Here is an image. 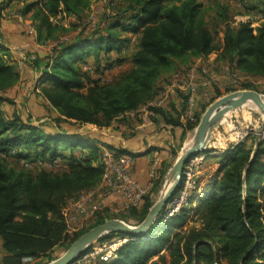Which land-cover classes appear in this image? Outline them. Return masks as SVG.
Here are the masks:
<instances>
[{"label":"trees","instance_id":"16d2710c","mask_svg":"<svg viewBox=\"0 0 264 264\" xmlns=\"http://www.w3.org/2000/svg\"><path fill=\"white\" fill-rule=\"evenodd\" d=\"M18 1H24L22 14H31L40 42L66 31L62 27L63 16L81 19L92 3ZM121 1L120 9L104 27L89 32L80 29L70 40L59 43L44 63L36 61L40 74L36 92L57 112L61 121L56 126L60 129L48 131L46 125L18 115L7 118L0 111V238L5 250L2 264H47L55 260L53 251L57 246L74 242L108 219L141 224L172 166L162 164L156 183L140 205L120 215L99 212L93 224L71 236L63 209L72 197L99 186L104 174L103 150L92 143L91 137L68 133L61 124L104 127L114 120H125L127 113L136 112L157 98L162 86L158 82L165 74L212 53L234 69L236 63L241 71L264 75V21L254 28L251 21L232 26L225 20L224 39L217 46L204 5L197 0ZM60 15L63 16L58 20ZM131 35L137 36L131 55L112 58V52L122 54ZM5 51L0 41V103L12 102L2 93L20 79L18 66ZM90 55L101 75L126 60L132 62V67L114 81L104 83L101 77H92L91 69H84L82 64L88 63ZM102 55H107L105 66L101 65ZM230 91H220L217 97ZM149 109L174 127L183 128L180 147L188 132L199 124L197 114L181 121L186 104L182 111L175 109L174 113L164 107ZM172 152L176 159L178 151ZM56 158L64 161L68 169L32 170L19 163ZM217 162L220 168L213 181L194 190L180 211L165 220L167 205L143 237H101L99 240H128L113 259H98L94 264H264V139L251 134L221 152ZM199 194L203 198L196 201ZM26 258L35 263L24 262Z\"/></svg>","mask_w":264,"mask_h":264},{"label":"crops","instance_id":"0c3cea01","mask_svg":"<svg viewBox=\"0 0 264 264\" xmlns=\"http://www.w3.org/2000/svg\"><path fill=\"white\" fill-rule=\"evenodd\" d=\"M23 6L24 1L18 0H3L2 3H0V41L2 46L6 49L5 55H7L18 66L20 72V79L17 84L2 94L11 100L12 97H14L13 101L18 102L17 105H14L15 107H20V103H23L25 104L24 106L37 109L35 96H38V98L42 100L47 107L51 108L52 106L50 103L36 92L40 74L37 72L35 64L36 61H39L40 64L44 63L46 56L39 48L38 42L35 40V36L32 33V31L36 28V25L32 20L31 14L23 15L21 12ZM62 16L63 15H60L58 20H61ZM68 18L75 17L63 16V21ZM53 20L58 22L57 19ZM77 34H74L73 37ZM136 38V35H131V42L128 44V46H131L129 51H127V46L123 50L122 54L112 52L110 56L112 58H117L118 56L128 58L135 49ZM31 52H39V54L36 55L37 60L35 62L30 60ZM91 57L93 58L92 61ZM106 58L107 55H102L101 65L105 66L107 63ZM87 61V64H82L85 65L83 66L84 69H91V75L93 78L99 79L102 77L100 72L95 70L96 66L94 57L90 55L87 58ZM221 63L223 62L217 60V53H212L208 57L194 58L191 62V64L197 66L198 71H201L202 67L210 65L208 71L214 80H220V78L225 77L223 70L220 72L217 71L218 68L223 67L221 66ZM124 64H129L130 68L132 67V62L130 60H126L123 64L117 65L112 69L121 67ZM127 70H124L123 72H126ZM123 72H121L117 77H119ZM174 73L175 71L165 74L159 80V85L165 82L172 83L175 79ZM96 74L100 77L96 76ZM198 83L201 90L197 97L196 105H199L202 99L207 100V95L209 94L208 92H210L209 90L211 89L209 84H205L201 81L200 73H198ZM29 90L32 95L30 96V99L27 100V98H29ZM221 91L224 92L223 90ZM185 104L186 93L176 87L170 94L164 108L169 113H174L175 109L182 111ZM6 109H9V106L6 107L0 103V111H2L5 117L12 118L13 116L18 115L24 119L18 112L16 114L9 113ZM153 117L154 118L151 119L147 113L136 111L127 113L125 120L120 121L118 119L112 121L109 126L100 127L94 124H84L81 126L77 125L76 128L71 126V128L65 130H67L68 133H82L91 137L93 141L92 143L102 150L103 148L110 146L114 151L116 150V152L121 151L122 153L130 155L132 157L130 172L132 176L147 189L146 194H148L156 183L158 170L162 164L169 163V160L173 158V150L179 151V148L177 147L180 144L181 135L183 133V128L174 127L172 124L167 123L160 114H155ZM188 118L189 113L186 104V112L185 114H182L181 121L186 122ZM84 126H88L90 128V131H87L88 133L78 129ZM56 128L58 129V127ZM56 128L51 129V127L48 128L46 126V130L48 131H55L57 130ZM65 153L67 154L68 152L65 151ZM210 158V160L214 161L217 159V157ZM62 164L63 168L61 171L68 169V166L64 163V161ZM152 169L154 170L153 177L150 175ZM97 200L104 204L102 212L115 213L121 211L126 212L128 210L124 207V199L120 195L109 193L106 189L98 191Z\"/></svg>","mask_w":264,"mask_h":264},{"label":"rangeland","instance_id":"374dc122","mask_svg":"<svg viewBox=\"0 0 264 264\" xmlns=\"http://www.w3.org/2000/svg\"><path fill=\"white\" fill-rule=\"evenodd\" d=\"M3 0H0L2 3ZM112 1V2H111ZM204 5V12L206 14V19L209 23V27L212 29L215 37V43L217 46L222 45L224 34L223 31L225 29V20L230 23L232 26H238V23L245 20H260L262 16H264V0H197ZM122 4L121 0H92L90 9L87 11L86 16L81 19L76 18H68L63 21V28L66 31H61L57 34L55 39L52 41H57L61 43L62 41L70 40L74 34H77L80 29H84L85 31L89 32L96 29L98 26L104 27V25L112 18V15L116 13L118 9H120V5ZM8 16V15H7ZM230 21V22H229ZM77 25V27H76ZM79 28V29H78ZM134 37V36H132ZM133 48V47H132ZM131 49V46L127 47V51ZM45 56L47 53L45 50H41ZM39 52H31V55H38ZM46 58V57H45ZM93 58L91 57V61ZM228 63V62H227ZM226 62L221 63L222 68H218L217 71H229L225 70L224 68L227 67L229 64ZM178 64V63H177ZM191 64V63H190ZM189 64V65H190ZM181 65V64H180ZM189 65H182L179 69H187ZM85 66V65H83ZM96 66V65H95ZM208 66V65H207ZM234 66L238 69L237 64L234 63ZM210 65L207 67L209 68ZM130 68L129 64H124L121 67H116L112 70L105 71L102 75L101 79L103 82H109L114 80L121 72ZM235 69L236 74L239 75L241 78L239 82H234V80L224 73L223 78L220 80H214L211 83L210 92L207 95V100L202 99L199 105H195L193 109L194 116L197 114L199 119V123L206 112V110L211 106V104L216 101L219 97H217L218 92L221 90L227 91L228 89L231 90L230 92H226L225 94L232 93L238 90H256L262 94L264 97V75H254L252 73H247L245 71H241L240 69ZM96 76L100 77L96 74ZM164 84V83H162ZM161 84V85H162ZM201 87V86H200ZM213 88V89H212ZM201 88H199L200 93ZM222 92V91H221ZM31 91L29 90V98L31 96ZM36 106L37 109H32L30 107L24 106L25 104L20 103V107H15L18 102H14L12 97V102L2 103L6 107L9 106V109H6L9 113H19L25 120L33 121L37 125L42 124L46 125L48 128L51 129L56 128L57 123H59L60 117L55 110L47 107V105L35 96ZM190 119V118H188ZM199 125V124H198ZM69 129L71 125L67 123H63L61 128ZM198 127V126H197ZM196 127V129H197ZM264 127V115L260 112V110L253 104V102H249L248 104L228 112L226 116L222 119L221 123L217 128L214 130V134L212 135L211 140L216 142H211L210 147H215L216 149L223 146L226 141L235 137V133H241L246 130L254 129L255 131H260L261 128ZM60 127H58L59 129ZM62 128V129H63ZM76 128V126H74ZM57 129V128H56ZM80 131L87 132L90 131L88 126H84L82 128H78ZM196 129L190 131L184 139V145L182 148L178 145L179 151L177 152L178 157L183 151V148H188L191 145V142L195 136ZM88 133V132H87ZM220 142V143H219ZM174 157L169 160V163H172L169 171H171L173 165L175 164L176 160ZM211 158L207 157L206 159L202 160L201 164L197 165V175L200 177L203 183L208 182L209 178L216 173V169L218 165L216 161L210 160ZM10 163L15 164L14 159L9 160ZM20 165L22 162L19 161ZM36 168V167H35ZM35 168H31L32 170H37ZM63 168L62 162L59 165L55 166L52 170L53 171H61ZM163 184L161 185L158 193L155 197V201H157L165 191V189L169 186L172 179L169 177V173ZM203 198L201 194L198 195L196 201ZM125 212H115L111 214H123ZM95 217L84 224H76L72 226L71 231L69 232L71 236H73L76 232L90 226L94 223ZM117 241L115 238L109 240H98L91 244L88 249V252L93 251V247L98 248L99 246L103 245V243H114ZM0 264H2V256L5 253V250L2 245V240L0 238ZM73 241L70 244H64L57 246L53 251V256L55 259L61 257L68 248L72 245ZM97 260V259H96ZM96 260L89 261L87 264H94ZM29 261V260H28ZM35 263V261H33Z\"/></svg>","mask_w":264,"mask_h":264},{"label":"built area","instance_id":"2783aa9c","mask_svg":"<svg viewBox=\"0 0 264 264\" xmlns=\"http://www.w3.org/2000/svg\"><path fill=\"white\" fill-rule=\"evenodd\" d=\"M112 2V1H111ZM251 21L252 26L256 28L261 21H264L262 16L260 20H245ZM32 33L35 36V40L38 42V46L41 50H45L47 55L53 53L55 48L58 46L57 41L47 40L45 42H40L38 40V33L36 28ZM30 60L35 62L37 60L36 55H31ZM224 73L226 72L234 82H239L241 79L239 75L236 74V70L230 65L224 68ZM198 73L201 75V81L205 84L211 85L214 79L209 74L207 66L201 68L198 71L197 66L191 64L187 69H178L174 73V81L165 82L159 92L157 98L150 102L148 105L142 106L137 111L145 112L148 116L155 115V112L149 107H164L173 89L178 87L186 93V104L189 113V118L193 119L194 113L193 109L197 102V97L199 95V83H198ZM257 135V138L264 139V127L260 131H255L254 129L246 130L241 133H235V137L226 141V143L220 148L210 147V141L208 148L209 151L204 154H199L192 157L186 164L183 181L180 190L173 197V199L168 204V213L166 218L172 217L175 213L179 212L181 207L187 203L190 195L196 189L201 190L207 183L213 181L215 174L209 178L208 182L203 183L200 177L197 175V165L202 160L207 157H217L221 152L233 147L242 141H244L249 135ZM220 143V142H219ZM22 165L27 168L35 169H49L52 170L55 166L59 165L61 162L60 158L56 159H35L31 160H21ZM132 157L128 154L117 153L109 148H103V165L104 174L99 186L95 189L84 191L79 195L72 197L63 209V216L65 222L67 223L69 232L72 226L76 224H84L93 219L99 212L104 209V204L97 200V193L99 190L106 189L109 193H114L120 195L123 199V205L125 208H130L132 206H138L141 204L144 195L147 193V189L143 187L138 180H136L131 172ZM218 165L216 172L220 168V164L216 161ZM151 177L154 176V170L152 169L150 173ZM113 244L103 243V245L98 248L93 247V251H85L73 264H87L92 260H103L109 261L113 259L116 255L117 250L127 242L128 238H115ZM29 260V261H28ZM32 258L24 259V262H32Z\"/></svg>","mask_w":264,"mask_h":264},{"label":"water","instance_id":"95a60500","mask_svg":"<svg viewBox=\"0 0 264 264\" xmlns=\"http://www.w3.org/2000/svg\"><path fill=\"white\" fill-rule=\"evenodd\" d=\"M249 102H253V104L264 115V97L256 90L234 91L221 96L211 104V106L204 113L201 122L196 129L191 145L188 148H183L182 153L169 172V177L171 179L173 178L172 184L155 202L146 219L141 224L131 225L121 219H108L80 235L61 257L47 264H73L85 251L89 249L91 244L98 241L105 235L123 234L126 237H143L180 190L185 167L189 160L196 155L208 152V145L211 141L212 135L214 134V130L217 126H219L226 114L248 104Z\"/></svg>","mask_w":264,"mask_h":264},{"label":"bare ground","instance_id":"6f19581e","mask_svg":"<svg viewBox=\"0 0 264 264\" xmlns=\"http://www.w3.org/2000/svg\"><path fill=\"white\" fill-rule=\"evenodd\" d=\"M172 182H173V179H172ZM172 182H170L169 186L172 184ZM169 186H168V187H169ZM168 187H167V188H168ZM167 188H166V189H167ZM166 189H165V191H166ZM165 191H164V192H165Z\"/></svg>","mask_w":264,"mask_h":264}]
</instances>
